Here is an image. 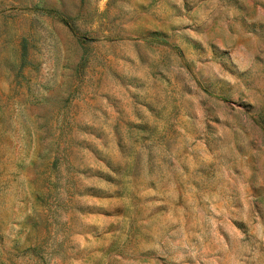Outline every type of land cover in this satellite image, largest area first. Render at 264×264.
Here are the masks:
<instances>
[{
	"label": "rangeland",
	"instance_id": "1",
	"mask_svg": "<svg viewBox=\"0 0 264 264\" xmlns=\"http://www.w3.org/2000/svg\"><path fill=\"white\" fill-rule=\"evenodd\" d=\"M0 264H264V0H0Z\"/></svg>",
	"mask_w": 264,
	"mask_h": 264
},
{
	"label": "trees",
	"instance_id": "2",
	"mask_svg": "<svg viewBox=\"0 0 264 264\" xmlns=\"http://www.w3.org/2000/svg\"><path fill=\"white\" fill-rule=\"evenodd\" d=\"M46 13L57 17V19H59L60 21L65 22V20L57 12H55V11L47 10Z\"/></svg>",
	"mask_w": 264,
	"mask_h": 264
}]
</instances>
